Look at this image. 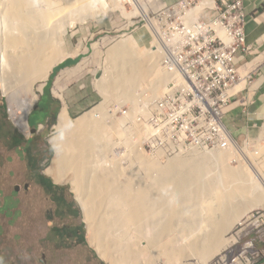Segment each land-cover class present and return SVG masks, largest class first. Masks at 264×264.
I'll use <instances>...</instances> for the list:
<instances>
[{
    "label": "bare ground",
    "instance_id": "1",
    "mask_svg": "<svg viewBox=\"0 0 264 264\" xmlns=\"http://www.w3.org/2000/svg\"><path fill=\"white\" fill-rule=\"evenodd\" d=\"M77 1L81 3L85 0H0V88L9 100L14 122L22 130H27V116L37 99L34 88L36 82L45 80L52 67L65 57V53L59 48L58 40L53 37V30H45L43 23L52 12H57L64 6L70 7ZM58 2H62L63 5H59ZM81 5L77 7L74 5L73 11H77ZM205 5L213 6V2L202 0L192 11L197 14ZM141 8L145 10L146 6L141 4ZM148 22L150 23L149 18ZM150 27L155 36L158 34L156 45H151L152 47L149 45L153 43V37L151 31L146 28L137 39L130 38L127 42H122L115 47L114 75L110 76L112 83H109L114 86L124 84L127 90L135 84H140L142 80H148L145 94L147 99L152 100L151 98L160 94V90L170 80L171 75L164 68L166 73L161 72L162 68L157 69L161 59L159 50L163 34L153 24H150ZM63 30L66 32V28ZM173 41L174 38L170 40V46ZM9 48L18 49L15 55L16 62H13L14 66L11 69H9L11 65L10 55L8 56ZM102 91L106 97H110L107 90ZM130 102L135 103L134 100ZM106 108L108 107L104 106L96 110L98 113L96 112L95 116L91 114L81 116L73 123H70L67 112L63 108L64 111H61L58 116L57 128L64 134L51 139L56 151L53 163H63L68 168L72 175L73 189L82 199L85 222L91 230L88 242L109 264H142L137 255V252L141 251H147L148 255L149 252L152 254V258L146 264H156L158 260L165 264H192L189 262L191 259L188 257V252H201L202 262H207L208 258L218 251L224 238L222 239L223 236L220 238L219 230L215 228L212 233H209L210 241L205 240L206 238L201 237L200 234L201 239L193 237L198 224L202 223L200 220L203 215L199 211L201 206L194 205L195 207L190 210L187 202L200 199L187 196L180 198L177 203L166 202L175 198L179 191H185L187 182L202 178L204 175L202 170L204 166L207 167L203 164L204 162L211 160L215 165L224 158L223 153H219L215 148L212 150L193 147L183 154L175 155L166 165L160 166L155 161V163L146 162L148 181L132 174H125L123 169H119L114 164L111 167H104L103 163L96 166L97 164L93 163V156L100 155L101 151L104 152L110 139L109 132L112 126L104 122L105 119L103 120L108 114L102 115L107 113V110L104 111ZM99 119L101 122H98ZM150 134L151 132L148 131V135ZM233 139L232 136L227 135L226 141L216 148H224L226 156L230 154L232 148L241 161L248 163L252 170L255 168L257 170L246 146H240ZM69 150L72 153H68ZM210 169L213 170V168ZM205 170L208 169L205 168ZM241 171L242 168H238L218 175L213 174L215 179L212 182L224 184V180L231 179L224 192L219 194L220 203L211 206L212 208L208 206L204 209L205 214L208 215L213 214V211L217 209L223 212L225 219L222 231L224 233H227L257 203L264 206V178L262 181H256L254 177H250L251 187H249L240 182L243 175ZM100 172L104 175H100L96 180L95 177ZM257 173H261V170ZM114 178L120 179L121 186L112 190L105 189L111 185V179ZM103 189L107 193L100 198V191ZM230 205L231 208L228 210ZM208 215L206 218L210 219ZM145 224L150 226V236L143 234V228L146 230L145 227L148 226ZM200 229H202L201 226L198 232ZM207 230L210 228L206 229L205 233ZM178 239L183 242L178 243ZM223 245L226 249V243Z\"/></svg>",
    "mask_w": 264,
    "mask_h": 264
},
{
    "label": "rangeland",
    "instance_id": "2",
    "mask_svg": "<svg viewBox=\"0 0 264 264\" xmlns=\"http://www.w3.org/2000/svg\"><path fill=\"white\" fill-rule=\"evenodd\" d=\"M179 1L180 0H85L81 2L82 5L77 1L70 7L64 6L61 10L52 12L55 14H49V16L51 17L52 15V17L50 18L48 16L47 20L44 21L43 25L45 26V30H53V37L58 40L59 48L65 53V57L62 61L52 67L51 72L45 80H38L36 82L34 87L37 95L36 102L41 95L42 85L49 80L54 71L60 69L58 68L59 65L63 63L65 64L68 60L69 64H65L64 67L68 72L67 74L72 77V84L68 91L69 98L75 103L74 109L85 108L76 116H70V123L75 122L76 119L81 116L89 114L95 116L98 113L96 110H100L104 108V106L108 107L104 110H107V113H103L102 115L105 116L108 114L103 120L105 119L104 122L112 126L109 132V144L104 149V152L101 151L100 155L93 156V163L97 164L96 166L103 163L102 165L104 167H111L114 164L117 165L119 169H123L122 171L125 174H132L142 180L147 179L148 181L145 169L146 162L155 161L156 164L159 163L160 166L166 165L168 160L175 155L183 154V152H187V150L191 149L185 151L182 149V152L178 154L176 152L174 154L168 153L165 149L152 145L150 143L152 133L148 135V128L138 121V118H142L144 123L150 121L154 114L153 106L155 105V100L168 96V91L171 88L168 83L172 79V76L164 85L163 89L160 90V94L151 98L152 100L147 99L145 94L148 80H142L140 81V84L138 83L135 84L137 86H133L135 88L131 87L130 89L129 87L127 90L124 88V84L114 86L109 83H112L110 76L114 75L113 67L115 66V63L113 54L115 47L122 42H127L130 38L137 39L141 36V32L146 28L151 31V36L153 37V43H149V45H156L158 34H156V36L153 34V31L150 29V24H153L158 29L159 20L155 18V16L159 12H163V9L166 7H169L168 9L173 13L175 11L174 7ZM201 1L202 0H196V3L198 4ZM58 3L59 5H63L62 2ZM141 4L146 6L145 10L142 8L140 9ZM74 5L76 7L81 5V7L74 12ZM67 8H69L68 11ZM63 9H65V11ZM59 11L60 13H58ZM62 12L63 14H61ZM198 13L199 12H197L196 15H198ZM192 14L194 15L195 12L192 11ZM148 18L150 23L148 22ZM59 20H62L63 22ZM54 23H56V25ZM63 26H65L66 32L63 30L65 29ZM8 50L10 51L8 56L10 55L9 57L11 58L9 69H11L14 66L13 62H16L15 55L17 54L18 49L9 48ZM112 62L114 64H112ZM64 67L62 68L64 69ZM158 68H162L161 72L166 73L161 65V59L159 60L157 69ZM67 74L65 76H68ZM106 84L108 85L106 86ZM40 86L41 88H39ZM102 90H107L108 95L110 93V97H106ZM132 100H134L135 103L132 104L130 102ZM53 106H55V104ZM0 118V251L21 252V247L16 240L21 235L27 233L22 228L23 224H25L28 219L30 221V210L23 209L26 214L21 217V212L14 207L17 204L14 194L15 190L19 189V183L24 180L25 169L28 168L27 163L24 162L26 149L34 154L36 152L41 153L47 161L45 165H47L48 168H53L52 170H54L56 173L55 176L59 180L67 182L70 185L78 198L81 207L83 206V202L81 197H78L73 189L71 180L72 175L68 171V168L63 165V163H53L56 151L50 140L57 135L64 134L57 128V125L51 126L52 128L43 126L40 130L33 133V130L28 124L27 116V130L20 129L12 118L9 100L5 97L1 88ZM98 122H101V120L99 119ZM138 133H142L143 135ZM16 136H20V144L18 143L19 145L14 146L12 137ZM261 138L264 139L260 133L259 136L250 139L239 137L238 135L233 139L240 146H246L251 157H253L257 170L256 168L252 170L253 168L248 163L243 160L241 161L237 152L233 151L232 148L230 149V154L227 156L224 154V148H215L218 149L219 153H223V160H219V163L215 165L212 164L211 160V163L208 161L204 162L203 164L209 167L207 168L204 166L208 170H205V168L202 170V174L204 171L202 178L198 177V180L196 178L187 182L185 191H179V194H177L175 198L166 202L169 204L177 203V201H180V198H185L187 196L198 197L200 200H191L189 201L190 203L187 202V205H190V210L195 207L194 205L198 204L201 206V210L199 211L203 215V217H201L202 220H200L203 224H198L199 226L193 233L195 234L193 237H198L200 239L201 237H204L206 238L205 240L210 241L209 233H212L213 228H215L216 230H219L220 238L223 236L222 239H225H221L222 245L219 246L218 253L215 252L205 263L201 260V252H188V257L191 259L189 262L192 264H264V260L260 262L264 259V252H261V250L264 249V241L261 237V235L264 234L263 205L257 203V205L247 211L245 215H243L232 226V228L227 231V233L222 231V226L224 224L223 220L225 219L223 212L217 209V212L213 211V214L211 213L208 215L207 213L205 214L204 210L205 207L209 206L210 208L211 206L213 207L215 204L217 205L220 203L219 194L224 192L228 186V182L231 180H224V184L218 183L217 181L212 182V180L215 179V176L213 177L214 173L215 175H218L224 171H232L234 169L242 168L243 172L241 171V174L243 175H241L242 178H240L241 183L243 182L246 186L251 187L250 177H254L256 181H262V178H264V142ZM69 152L72 153L70 150L68 153ZM210 168H213V170ZM259 170H261V173L258 174L257 172ZM100 175L104 174L100 172L95 179L98 180ZM147 181H145V183H147ZM111 182V185L105 189L112 190V188L121 186L119 178L111 179ZM106 193L107 192H105L104 189L101 190L100 198L104 197ZM97 194L98 192L96 195ZM195 194H197V196H194ZM230 208L231 205L228 207V210ZM82 213V218L85 222L83 207ZM207 215L210 219H208V217L206 218ZM84 224L85 234L88 240L91 230L86 222ZM206 224L208 226H206ZM148 226H146L147 228L144 226L146 230L143 228L144 233H142L150 236L151 231L150 226ZM200 226L202 229L198 232ZM205 228H210V230H207L205 233ZM177 241L178 243L180 241L183 242L181 239H178ZM224 243H226V249L224 248ZM221 246L224 249H222ZM89 247L97 253L99 258H101L93 246L89 245ZM114 253L119 254L121 252ZM137 255L142 264H146L152 258L151 252H149L148 255L147 251L137 252ZM101 260L105 264H109L102 258ZM156 264L165 263L158 260Z\"/></svg>",
    "mask_w": 264,
    "mask_h": 264
},
{
    "label": "crops",
    "instance_id": "3",
    "mask_svg": "<svg viewBox=\"0 0 264 264\" xmlns=\"http://www.w3.org/2000/svg\"><path fill=\"white\" fill-rule=\"evenodd\" d=\"M243 9L245 47L233 58L239 80L230 102L223 109V122L234 136L250 139L264 130V0H243ZM67 73L65 67L53 72L48 96L44 98L60 102L56 125L64 109L69 119L85 109H74L75 103L68 92L72 77ZM47 84L48 81L42 85L41 95L29 116L39 105ZM53 105L50 104L51 111L55 109ZM50 119L51 116H46L44 122H37L36 129L31 128L33 133L43 126L49 127ZM24 162L28 168L19 189L15 190L17 204L14 207L21 212V217L26 214L23 209L30 210V221L23 224L22 229L27 233L16 240L21 252L0 251L2 264H105L89 247L82 207L70 185L59 180L53 168L45 165L47 161L41 153L34 154L26 149ZM261 237L264 241V234ZM41 257L44 262L40 261Z\"/></svg>",
    "mask_w": 264,
    "mask_h": 264
},
{
    "label": "built area",
    "instance_id": "4",
    "mask_svg": "<svg viewBox=\"0 0 264 264\" xmlns=\"http://www.w3.org/2000/svg\"><path fill=\"white\" fill-rule=\"evenodd\" d=\"M211 1L213 6L205 5L198 15L192 10L200 2L180 0L173 13L166 7L155 16L171 88L155 102L150 121H138L152 133L150 143L168 153L216 148L232 136L223 109L239 80L233 58L245 47V12L243 0Z\"/></svg>",
    "mask_w": 264,
    "mask_h": 264
},
{
    "label": "trees",
    "instance_id": "5",
    "mask_svg": "<svg viewBox=\"0 0 264 264\" xmlns=\"http://www.w3.org/2000/svg\"><path fill=\"white\" fill-rule=\"evenodd\" d=\"M65 64H69V61L67 60L65 62ZM65 64H61L58 66V68H62L65 66ZM51 79L52 76L49 78L48 80V84L45 87V92L43 97L41 98V101L39 103V105L37 107L34 108V112L32 115L29 116L28 122H29V126L34 130L37 127V122H44L46 116H51V119L49 121L48 126L51 127L52 125H54L56 123V113L60 107V102L58 100H55L51 97H48V99H44L45 96H48V88L49 85L51 83ZM45 100H47V102H45ZM54 103L55 104V109L53 111L50 110V104ZM0 124H1V118H0ZM12 139L15 140L16 145H18V143L20 142V136H16V137H12ZM92 252H94L91 249Z\"/></svg>",
    "mask_w": 264,
    "mask_h": 264
},
{
    "label": "clouds",
    "instance_id": "6",
    "mask_svg": "<svg viewBox=\"0 0 264 264\" xmlns=\"http://www.w3.org/2000/svg\"><path fill=\"white\" fill-rule=\"evenodd\" d=\"M41 90H42V88H41ZM233 95V94H232ZM232 98V97H231ZM35 105V104H34ZM32 110V109H31ZM29 116V115H28ZM28 124H29V122H28ZM55 125V124H54ZM226 127V126H225ZM228 130V129H227ZM229 131V130H228ZM230 132V131H229ZM231 133V132H230ZM232 134V133H231ZM262 134H263V136H264V130H263V132H262ZM232 136L233 137H235L233 134H232ZM262 141L264 142V139H262ZM94 251V250H93Z\"/></svg>",
    "mask_w": 264,
    "mask_h": 264
},
{
    "label": "flooded vegetation",
    "instance_id": "7",
    "mask_svg": "<svg viewBox=\"0 0 264 264\" xmlns=\"http://www.w3.org/2000/svg\"><path fill=\"white\" fill-rule=\"evenodd\" d=\"M40 261H41V262H44V259H43V257H41V258H40ZM0 264H2V262H1V261H0Z\"/></svg>",
    "mask_w": 264,
    "mask_h": 264
},
{
    "label": "water",
    "instance_id": "8",
    "mask_svg": "<svg viewBox=\"0 0 264 264\" xmlns=\"http://www.w3.org/2000/svg\"><path fill=\"white\" fill-rule=\"evenodd\" d=\"M44 84H45V83H44ZM44 84H43V85H44ZM30 112H31V111H30ZM30 112H29V114H30Z\"/></svg>",
    "mask_w": 264,
    "mask_h": 264
}]
</instances>
